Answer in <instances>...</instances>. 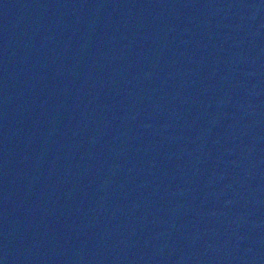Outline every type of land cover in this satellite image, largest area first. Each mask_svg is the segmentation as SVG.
I'll list each match as a JSON object with an SVG mask.
<instances>
[{"label": "water", "instance_id": "obj_1", "mask_svg": "<svg viewBox=\"0 0 264 264\" xmlns=\"http://www.w3.org/2000/svg\"><path fill=\"white\" fill-rule=\"evenodd\" d=\"M0 264H264V0H0Z\"/></svg>", "mask_w": 264, "mask_h": 264}]
</instances>
